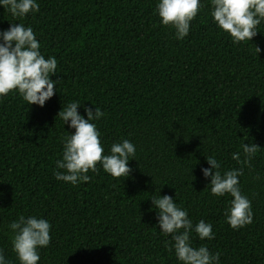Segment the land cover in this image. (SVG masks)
Wrapping results in <instances>:
<instances>
[{
	"label": "trees",
	"instance_id": "16d2710c",
	"mask_svg": "<svg viewBox=\"0 0 264 264\" xmlns=\"http://www.w3.org/2000/svg\"><path fill=\"white\" fill-rule=\"evenodd\" d=\"M37 2L39 11L22 18L0 6V30L31 26L41 52L57 60L50 78H59L43 107L15 91L0 97V252L10 264L19 262L7 225L21 214L50 222L38 264H180L150 207L159 192L193 224L212 225L213 238L193 236V244L219 252V264H264V21L251 40L232 43L203 0L177 40L154 14L156 0ZM70 101L104 113L95 124L105 152L122 138L135 145L128 176L112 177L99 164L76 186L53 176L60 140L74 131L57 116ZM242 142L259 146L247 163L231 155ZM207 156L222 172L242 169L252 223L225 222L231 197L206 187Z\"/></svg>",
	"mask_w": 264,
	"mask_h": 264
},
{
	"label": "clouds",
	"instance_id": "9594fccd",
	"mask_svg": "<svg viewBox=\"0 0 264 264\" xmlns=\"http://www.w3.org/2000/svg\"><path fill=\"white\" fill-rule=\"evenodd\" d=\"M13 17L22 18L29 12L39 11L37 0H0ZM203 0H156L153 12L159 23L172 28L177 40L183 39L190 30V22L203 7ZM210 16L216 27L231 37L232 43L251 40L257 33V25L264 21V0H208ZM18 21V20H17ZM257 53L260 51L256 47ZM57 60L41 52L40 43L31 26L22 23L9 24L0 30V97L15 91L27 105L43 107L54 94L51 75L57 73ZM78 105L84 114L78 112ZM57 113L69 129L60 143L62 152L55 160L53 176L60 181L76 186L87 182L89 171L95 173L97 164L112 177H126L130 174L128 161L135 158L136 147L128 139L111 143L105 152L100 141V132L95 121L104 113L95 105L90 108L79 101H70ZM255 143L240 144L241 151L233 152L232 159L237 163H247L258 151ZM208 167L201 168L204 178H209L206 187L217 196L231 197L224 210V219L232 229L242 228L252 223L251 201L242 194L239 176L241 168L221 171L220 162L214 156H207ZM176 197V194H175ZM151 208L156 212V224L160 233L170 237L165 247L174 253L180 264H219V252H212L205 244L194 245L193 236L199 240L213 238L212 225L201 219L195 224L189 219L187 210L179 206L175 199L159 194L149 197ZM7 228L12 251L19 264H38L39 249L46 248L51 240L50 222L36 215H18ZM0 264H10L0 252Z\"/></svg>",
	"mask_w": 264,
	"mask_h": 264
}]
</instances>
